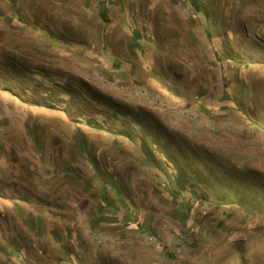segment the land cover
<instances>
[{
	"label": "rangeland",
	"instance_id": "374dc122",
	"mask_svg": "<svg viewBox=\"0 0 264 264\" xmlns=\"http://www.w3.org/2000/svg\"><path fill=\"white\" fill-rule=\"evenodd\" d=\"M0 264H264V0H0Z\"/></svg>",
	"mask_w": 264,
	"mask_h": 264
}]
</instances>
